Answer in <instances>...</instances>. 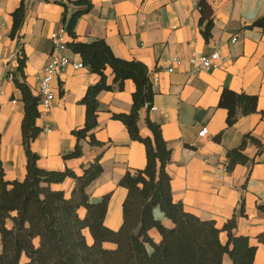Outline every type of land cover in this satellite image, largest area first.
Wrapping results in <instances>:
<instances>
[{"label":"crops","instance_id":"obj_1","mask_svg":"<svg viewBox=\"0 0 264 264\" xmlns=\"http://www.w3.org/2000/svg\"><path fill=\"white\" fill-rule=\"evenodd\" d=\"M91 1L93 7L77 22L78 39L103 38L117 56L140 59L149 66L155 95L153 106H144L140 111L139 128L142 134H150L147 115L161 124L172 148L167 170L175 199L202 218L215 219L220 226L235 216L233 231L247 235L257 246L253 264H264V210L259 208L264 203V22L256 23L264 18V0ZM20 3L0 0L1 158L9 179H23L27 164L21 126L25 105L21 89L9 74L19 75V57L25 54V78L37 94L40 70L53 52L51 33L66 24L65 12L69 18L79 7L73 0H25L20 36L13 37L12 12ZM210 15L213 26L207 39L203 29ZM70 39L67 33L66 40ZM214 48L221 52L220 65L196 70L190 57L210 53ZM65 53L73 61L81 59L69 46ZM175 57H180L182 63H176ZM105 72L108 82H112V68L108 66ZM99 79L100 75L86 65L63 67L52 82V105L47 109L39 106L37 123L42 130L31 146L39 154L41 167H68L78 174L100 155L103 171L87 191L93 201L110 193L105 223L117 229L123 222V202L128 193L119 181L127 170L136 174L147 163L145 144L131 138L124 122L113 116L115 112L130 111L136 88L133 79L127 78L122 88L99 92L101 106L94 130L101 143L90 144L87 137L81 141L82 155L64 157L77 142L72 130L85 122L86 105L81 99L88 85ZM224 88L256 94L257 109L229 126L228 109L219 104ZM203 126H208V133L199 136ZM247 133L262 142L260 151L253 141L244 148L255 162L237 163L226 169L228 149L239 146ZM74 182V178L67 177L55 186L69 192ZM154 212L166 225H173L159 207ZM6 224L12 226V219L8 218ZM152 235L159 240L156 229ZM220 236L226 241L227 230H222ZM222 264H232L228 254Z\"/></svg>","mask_w":264,"mask_h":264},{"label":"trees","instance_id":"obj_2","mask_svg":"<svg viewBox=\"0 0 264 264\" xmlns=\"http://www.w3.org/2000/svg\"><path fill=\"white\" fill-rule=\"evenodd\" d=\"M79 7L63 21L71 37L67 45L79 53L84 65L100 75V79L88 85L81 102L86 105L85 122L72 132L77 138L73 150L65 158L83 154L82 140L88 137L90 144H100L95 135L101 106L98 94L103 89L122 88L127 78L133 79L136 88L130 111L115 112L114 118L127 126L133 139L146 146L147 163L136 174L127 170L119 183L128 188L123 202V222L115 229L105 223L110 193L93 201L87 187L102 173L100 155L78 174L71 168L48 169L41 167L39 154L32 149V141L42 128L37 123L40 115L39 96L34 93L24 74L25 54L19 57L17 73L13 74L21 89L25 105L22 135L27 156L26 175L23 179H9L1 158L0 132V264H222L228 254L232 264H253L257 246L247 235L235 233V216L219 225L215 219H206L188 210L180 199H175L171 175L167 165L172 148L168 145L161 124L146 116L150 134H142L139 128L140 111L153 106L155 91L149 66L140 59L117 56L103 38L92 41L78 39L76 25L85 12L93 7L91 0H73ZM203 3V1H201ZM66 6V2L63 3ZM67 9V7H66ZM26 14L25 0L13 10L11 36H20ZM207 15L205 14L204 17ZM204 17L202 18L204 20ZM260 18L256 23H263ZM211 15L203 29L205 37L211 35ZM110 66L114 74L108 82L105 69ZM256 94L224 88L219 104L228 109L227 123L232 126L241 115L257 109ZM248 141L262 147L257 137L247 133L241 144L227 151V167L237 163L255 162L244 148ZM74 178V186L67 192L55 184ZM161 211L173 221L166 225L155 215ZM264 210V203L259 204ZM12 226L6 224L7 219ZM160 235L155 240L152 230ZM227 230L226 241L220 233ZM264 242V234L261 235ZM113 243L112 246L106 243ZM26 255L27 259L22 260Z\"/></svg>","mask_w":264,"mask_h":264},{"label":"built area","instance_id":"obj_3","mask_svg":"<svg viewBox=\"0 0 264 264\" xmlns=\"http://www.w3.org/2000/svg\"><path fill=\"white\" fill-rule=\"evenodd\" d=\"M67 27L63 24L58 30L51 33V37L54 43L53 52L40 70L38 79L37 95L39 96V106L42 109L49 108L55 99V90L53 87V79L57 76L58 72L68 64H73L75 67L84 66L83 61H73L65 50L68 49L67 40ZM236 39V37H234ZM176 63H182L180 57L174 58ZM190 62L195 65V69L199 67L214 68L220 65L221 52L219 48H214L210 53L195 54L190 57ZM169 70H174V66L169 67ZM9 77L13 79V73L9 74ZM208 133V126H203L199 132V136H204ZM226 169L228 167L226 166Z\"/></svg>","mask_w":264,"mask_h":264},{"label":"rangeland","instance_id":"obj_4","mask_svg":"<svg viewBox=\"0 0 264 264\" xmlns=\"http://www.w3.org/2000/svg\"><path fill=\"white\" fill-rule=\"evenodd\" d=\"M108 246H112L113 244L106 243ZM2 251L1 241H0V252ZM27 259L26 255L23 254L22 260L25 261Z\"/></svg>","mask_w":264,"mask_h":264}]
</instances>
